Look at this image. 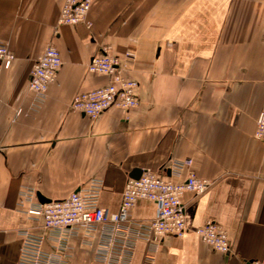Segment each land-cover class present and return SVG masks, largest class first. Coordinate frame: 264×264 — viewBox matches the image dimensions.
<instances>
[{
  "label": "crops",
  "instance_id": "crops-1",
  "mask_svg": "<svg viewBox=\"0 0 264 264\" xmlns=\"http://www.w3.org/2000/svg\"><path fill=\"white\" fill-rule=\"evenodd\" d=\"M63 2L0 0V43L16 56L0 76V264H20L23 230L44 235L45 251L62 256L42 224L19 209L24 188L53 201L99 180L100 208L117 212L130 178L143 171L170 177L173 160H191L213 185L182 197L185 236L156 249L137 243L130 264L264 258V143L254 136L264 113V0H96L85 22L57 28ZM51 43L62 66L33 110L31 71ZM104 49L138 82L140 103L92 120L71 103L109 84L88 71ZM188 171L171 179L182 181ZM157 211L155 202L140 200L132 218L151 221ZM207 223L227 232L230 253L199 238ZM105 231L93 234L92 245L72 237L63 264H95Z\"/></svg>",
  "mask_w": 264,
  "mask_h": 264
},
{
  "label": "built area",
  "instance_id": "built-area-1",
  "mask_svg": "<svg viewBox=\"0 0 264 264\" xmlns=\"http://www.w3.org/2000/svg\"><path fill=\"white\" fill-rule=\"evenodd\" d=\"M96 0H64L57 28L75 26L86 21ZM16 60L15 53L6 44L0 43V76L10 70ZM62 66L58 48L49 44L34 64L29 81L33 94V110H38L46 101L48 89L56 80ZM119 59L104 49L94 54L88 65L92 74L110 78L108 85L79 94L71 103L74 111L97 120L103 113L116 108L129 112L139 106V84L119 72ZM255 138L264 143V113L257 120ZM191 160H173L168 166L170 177L165 173L143 171L139 178H130L122 194L117 212L100 208L99 198L102 182L95 180L65 199L42 204L33 188H24L20 194L19 209L31 220L42 224L49 238L56 243L60 255L45 251L46 237L23 230L21 236L20 264H63L70 239L82 235L87 245H92L93 234L105 228L103 241L95 251V264H130L135 246L148 243L156 249L168 237L186 235L185 206L182 197L186 193L196 196L205 194L213 181L201 178L192 168ZM179 182L172 177L182 178ZM140 200L155 202L157 216L151 221H135L132 212ZM199 238L214 251L230 253L231 245L227 232L216 223H207L196 230ZM153 249V251H154ZM153 258V252L150 254ZM250 264H264V258Z\"/></svg>",
  "mask_w": 264,
  "mask_h": 264
},
{
  "label": "water",
  "instance_id": "water-1",
  "mask_svg": "<svg viewBox=\"0 0 264 264\" xmlns=\"http://www.w3.org/2000/svg\"><path fill=\"white\" fill-rule=\"evenodd\" d=\"M142 172H138V174L134 177V178H139L141 176ZM38 196V200L40 201V203L45 204V203H49L51 200H48L46 198H44L41 194H37Z\"/></svg>",
  "mask_w": 264,
  "mask_h": 264
}]
</instances>
